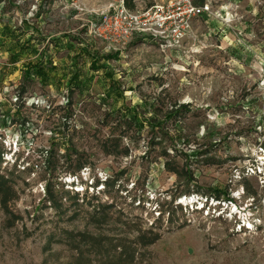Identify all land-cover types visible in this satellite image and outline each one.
Returning a JSON list of instances; mask_svg holds the SVG:
<instances>
[{
  "label": "rangeland",
  "instance_id": "obj_1",
  "mask_svg": "<svg viewBox=\"0 0 264 264\" xmlns=\"http://www.w3.org/2000/svg\"><path fill=\"white\" fill-rule=\"evenodd\" d=\"M200 1L179 46L120 48L94 25L121 0H0V264H264V0Z\"/></svg>",
  "mask_w": 264,
  "mask_h": 264
},
{
  "label": "built area",
  "instance_id": "obj_2",
  "mask_svg": "<svg viewBox=\"0 0 264 264\" xmlns=\"http://www.w3.org/2000/svg\"><path fill=\"white\" fill-rule=\"evenodd\" d=\"M209 14V5L200 0H167L132 10L121 0L117 8L97 21L94 32L120 48L134 37L150 38L166 47L179 46L190 35L192 22Z\"/></svg>",
  "mask_w": 264,
  "mask_h": 264
},
{
  "label": "trees",
  "instance_id": "obj_3",
  "mask_svg": "<svg viewBox=\"0 0 264 264\" xmlns=\"http://www.w3.org/2000/svg\"><path fill=\"white\" fill-rule=\"evenodd\" d=\"M123 5H124L125 8H127L129 10H132L134 8V0H123ZM5 30H6V32H8L7 29H5ZM29 41L30 40H28L27 43H29ZM15 43H16L17 47H21V50L22 49L23 50L28 49L27 45H26L27 43H24L22 46H20L18 40ZM34 52H35V50H34ZM10 60H11V63H15L16 57L15 56H11ZM51 65H52L51 63H44L43 60H38L37 62H34V63H28L25 66V68H24V70L22 72V83L23 82L32 81L35 78H37V79H39V81L43 82L42 85L48 83V76H49V73H50V69H53V66H51ZM23 89H24V87L21 88V90H23ZM71 106H72V104L68 100L66 102V104L63 107H60V109H59V110H63L64 111L63 120L65 122L68 119H70V114H68V111L70 110ZM182 107H184V106H182ZM53 109H55V108H53ZM177 112H178L177 110H173L170 114H172L173 117H176L175 114ZM150 126H151V128H153L154 124H151ZM108 140H109L110 144L106 143V142H108ZM63 141H64L63 142V144H64L63 147H65V146L67 147V145L70 142V137L69 136H64ZM118 143H119V139L113 140V141H110V139H107V140H105V142H104L105 145L103 147L105 148V151L107 153H114V151L118 148ZM50 155L52 157L53 153L50 152ZM165 166L167 167V169H169V171H173L175 174L180 173L179 171L176 172L175 168L170 167L167 162L165 163ZM77 168L80 169L81 165H79ZM189 175H191V174H189ZM10 182L11 181L9 179H5L4 176L0 175V196H1L0 202H1V205L3 207L6 204L8 195H12L13 194V192L11 191L12 188L10 186ZM47 192H48L47 193V199L49 200L48 201L49 205L52 208H54L55 210H57V214L65 215L64 212L60 211L62 209V205H61L60 201L58 202V200L53 197V195H52V193H51V191H50V189L48 187H47ZM82 202H84V201L82 200ZM109 208H110V205H108V204L107 205L105 204V205L93 206V216L92 217L96 221H100V219H102V218H104L106 216V213L109 210ZM141 238L142 237H139L138 241H140ZM155 240H156V238H153L151 241L145 242V244L153 243ZM95 251H97V250H95ZM95 251H94V254L96 256H100L101 255L102 257H105L106 259L109 260L108 254L107 255H103V253L101 251H99V250H98V252H95ZM121 257H123L122 254H120V258ZM88 264H93V263L89 262Z\"/></svg>",
  "mask_w": 264,
  "mask_h": 264
},
{
  "label": "crops",
  "instance_id": "obj_4",
  "mask_svg": "<svg viewBox=\"0 0 264 264\" xmlns=\"http://www.w3.org/2000/svg\"><path fill=\"white\" fill-rule=\"evenodd\" d=\"M5 29H7L6 27L3 29L4 30V32L6 31ZM4 32H2V33H4ZM7 33V32H6ZM23 37L24 36H22L21 35V37L20 38H17L16 40H14V44L13 45H9V46H7V50H8V54H9V60H10V58H11V56H15V55H17L18 54V56H17V58H16V61H15V63H11V62H9V64L10 65H15V64H17L18 62H19V60H20V57H27V59H25V60H21L24 64V66H22V70L21 71H23L24 70V68H25V66L28 64V63H34V62H37L38 61V59L39 58H37V61H34V60H31L30 59V57H31V54H36L37 52H38V50H35V52H34V48H33V45H31V44H29L30 43V41H29V43H27V41L29 40V38L27 39V40H22L23 39ZM19 41V44H20V46H22L24 43H27L26 45H27V48L28 49H26V50H21V47H17V45H16V41ZM7 43V41L5 42H2V44L3 45H5ZM31 45V46H30ZM35 56V55H34ZM29 58V59H28ZM11 61V60H10Z\"/></svg>",
  "mask_w": 264,
  "mask_h": 264
}]
</instances>
